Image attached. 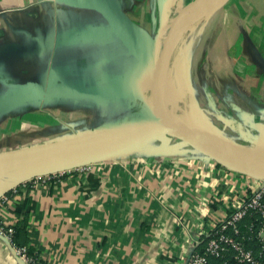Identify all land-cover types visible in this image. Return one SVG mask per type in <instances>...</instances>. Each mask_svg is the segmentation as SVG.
Returning a JSON list of instances; mask_svg holds the SVG:
<instances>
[{
	"label": "crops",
	"instance_id": "0c3cea01",
	"mask_svg": "<svg viewBox=\"0 0 264 264\" xmlns=\"http://www.w3.org/2000/svg\"><path fill=\"white\" fill-rule=\"evenodd\" d=\"M109 1L136 29L141 47L128 46L94 10L60 0H0V153L125 133L150 117L153 54L162 50L166 26L193 0ZM223 9L220 26L179 61L170 79L177 91L187 60L192 86L210 70L204 84L223 93L235 119L244 118L264 140V0H228L205 19L206 31ZM86 161L89 172L21 186L0 208V220L21 226L20 243L43 262L185 264L196 242L204 250L256 185L162 130L123 143L97 140L12 170ZM257 234L260 243L261 227ZM0 264H22L2 237Z\"/></svg>",
	"mask_w": 264,
	"mask_h": 264
},
{
	"label": "water",
	"instance_id": "95a60500",
	"mask_svg": "<svg viewBox=\"0 0 264 264\" xmlns=\"http://www.w3.org/2000/svg\"><path fill=\"white\" fill-rule=\"evenodd\" d=\"M60 1L72 6L87 8L98 12L109 22L114 31L128 46L141 47L143 45V41L136 29L127 19L125 14L113 2L109 0ZM200 1L201 0H193L187 6L182 8L173 19L171 26L167 31L156 65L157 69L155 70V77L153 80V104L151 107V116L149 118L128 129L125 133L96 132L74 139L61 140L50 144L37 145L20 150L0 153V174L11 172L12 168L19 162L31 163L37 158L49 157L71 150L87 148L97 140H113L118 143H123L125 141H130L132 138L141 134L155 130H162L164 134L182 140L186 144L204 152L223 165L229 166L237 171L240 170L242 172L251 173L259 179L264 180V154L185 124L174 117L163 118L158 112V95L160 92L159 76L165 68L177 24L179 20L185 14L192 11ZM248 141L252 145L256 143L253 140ZM104 155L107 156V154H101V156ZM85 164H89V161L59 168L44 163H35L34 165L28 164L25 167H20L18 171L0 181V198L33 178Z\"/></svg>",
	"mask_w": 264,
	"mask_h": 264
},
{
	"label": "rangeland",
	"instance_id": "374dc122",
	"mask_svg": "<svg viewBox=\"0 0 264 264\" xmlns=\"http://www.w3.org/2000/svg\"><path fill=\"white\" fill-rule=\"evenodd\" d=\"M224 10L225 9H223V11L221 12V16H220L219 20L216 22V24L214 26L209 27L208 31H206L207 29L205 28L206 30L204 29L203 32L196 38L195 44L192 45L193 47L191 46L192 50L194 49V46L196 45V43H198L200 41L203 42L205 40V38L207 37V34H209V31L211 33L220 26V23L222 21L223 16L226 15L225 14L226 11H224ZM171 23H169L168 26H166L167 27V28H165L166 33H167L169 27L171 26ZM165 37L162 39L164 40ZM176 40H177V38L173 41L172 47L175 44ZM163 43H164V41H163ZM182 53L183 52L179 50L178 55L174 56V61H173L174 67H176L178 65L180 59H182V56H183ZM191 53H192V51H190V54ZM159 55H160V53L158 52V49H157L155 51V53L153 54V57H152L153 58L152 59V65H153L154 60L157 59V61H158ZM207 57L208 56L206 55L205 59ZM183 68H184L183 69L184 70L183 79L177 78V80H176L177 84H178L177 85V87H178L177 91H176V86L172 85L174 83V80H172V82H171V79H170V74L174 69H171V70L167 69L168 80L171 82L170 84H171V88H172V90L170 88L169 92H170V98H171V104L170 105H171V109H172V114H174L173 115L174 118H176L177 120H179L185 124H188V125L197 124L204 131H206L212 135H216V136L228 139L229 141H233V142H235V143H237V144H239L245 148H254L255 147V146H252V144L248 140H251V141L253 140L256 143H258L259 145H264V140H263V138L259 137L260 135L258 136L257 134H255L256 132H254V130L252 132H250L251 129H249L246 124L244 125L241 123L242 121H245L244 118H242L241 116H237V114H236V119H235V113L231 112V110H232L231 104H230L231 101L223 93L220 95L218 92L216 93L215 91H213L212 87L210 88L209 86L204 84L206 82V79H208V75H206V74H209V73L212 74V72H210V70H205V72H204L205 78L200 77L202 79L197 80L195 83L196 85L192 86L191 85V79H189V80L186 79V76L187 75L190 76V72H192V71H190L192 69V65L190 64V62L188 63V60L184 63ZM204 68H206V64L204 65ZM200 81L203 83H200ZM238 88H239L240 94L246 95L242 89V88L245 89V87H243V84H241V87L238 86ZM240 89H241V91H240ZM174 93H175V95H174ZM216 97H218L220 100L219 101L215 100ZM151 111L149 114L150 116H151ZM227 111L231 112V114H229L230 115L229 120L231 122L230 121L227 122L225 120L228 118V112ZM245 123H246V121H245ZM245 127H247L249 130L244 131L246 129ZM244 132H247V133L243 134ZM19 169H20L19 167L14 168L13 170H11V172L4 174L2 177L3 178L8 177V176H10V174L12 175L13 173L18 171ZM238 171L242 172L240 170H238ZM242 174L249 176L253 180V182H255V183H258L259 181L262 180L256 176L252 175L251 173L242 172Z\"/></svg>",
	"mask_w": 264,
	"mask_h": 264
},
{
	"label": "built area",
	"instance_id": "2783aa9c",
	"mask_svg": "<svg viewBox=\"0 0 264 264\" xmlns=\"http://www.w3.org/2000/svg\"><path fill=\"white\" fill-rule=\"evenodd\" d=\"M91 168V164H85L60 172L38 176L21 186H26L27 184L39 186L49 182L52 179L71 176L74 174L77 175L87 173L91 170ZM17 188L11 191L12 194L17 193ZM8 201L9 197L7 195L1 197L0 208L6 205ZM250 215L256 216V219L260 221L259 224L261 231L264 232V180L256 183L250 195L242 201L241 205L236 210L231 212L221 222L217 229L211 232L203 253H200L198 250H196L199 245V243L196 242L194 251L190 254L185 264H211L208 260V257L220 258L226 251V248H230L234 252V259L238 263L264 264V260L260 258V255L256 257L251 250H248L244 247L242 242L234 238L235 236L239 235V224ZM228 231H230L233 236L227 235ZM13 233L14 230L12 225L0 220V237H2L9 244L14 255L22 264H51L48 262H43L38 257L28 255L26 247L16 245L13 240ZM257 236L258 234L256 237ZM260 243L264 244V239Z\"/></svg>",
	"mask_w": 264,
	"mask_h": 264
},
{
	"label": "bare ground",
	"instance_id": "6f19581e",
	"mask_svg": "<svg viewBox=\"0 0 264 264\" xmlns=\"http://www.w3.org/2000/svg\"><path fill=\"white\" fill-rule=\"evenodd\" d=\"M228 0H201L200 3L190 11L189 15L184 18L182 23L181 18L177 24L176 30L173 35V40L171 43L169 55L163 72L160 73V92L158 95V112L163 118L173 117L171 109V98H170V88L171 82L168 80L167 69H174V56L178 55L179 50L182 51V59L188 58L190 51H193L191 46L195 44L196 38L203 32L206 28L205 19L213 16ZM205 21V22H204ZM178 36V37H177ZM176 40L172 47L173 41ZM193 47V46H192ZM180 59V61L182 60ZM181 66V65H180ZM157 69V68H156ZM155 77V73H154ZM177 78V77H176ZM182 90V89H181ZM175 95V93H174ZM189 100V99H188ZM186 105V104H185ZM185 110V109H184ZM184 116V115H183ZM189 117V116H188ZM235 143V142H234ZM256 152L264 154V145L253 144ZM258 146V147H257ZM257 147V148H256ZM240 158V157H239Z\"/></svg>",
	"mask_w": 264,
	"mask_h": 264
},
{
	"label": "trees",
	"instance_id": "16d2710c",
	"mask_svg": "<svg viewBox=\"0 0 264 264\" xmlns=\"http://www.w3.org/2000/svg\"><path fill=\"white\" fill-rule=\"evenodd\" d=\"M0 181L3 179L2 176H0ZM5 178V177H4ZM19 190V187L17 188V192ZM12 194V192L7 193L6 195L9 196ZM255 215H251L249 217H246L244 221H242L239 226V235L235 236L234 238L240 242L243 243L244 247L248 250H251L253 254L258 257L260 255V258L264 260V244L259 243L257 241V227H260V221L258 219H255ZM25 224V223H24ZM12 228L14 230L13 233V240L18 246H24V244L20 243V239H22V233L23 228L21 229V226L18 225H12ZM227 235L233 236L230 231L227 232ZM26 247V246H25ZM28 255L37 257L35 254H33L32 249L27 247ZM200 253H203V248L199 249ZM208 260L211 264H241L238 263L234 259V252L230 248H226V251L222 254L220 258H212L208 257Z\"/></svg>",
	"mask_w": 264,
	"mask_h": 264
}]
</instances>
